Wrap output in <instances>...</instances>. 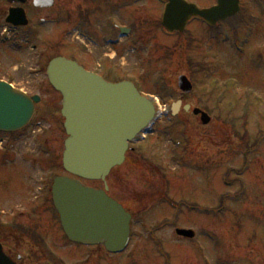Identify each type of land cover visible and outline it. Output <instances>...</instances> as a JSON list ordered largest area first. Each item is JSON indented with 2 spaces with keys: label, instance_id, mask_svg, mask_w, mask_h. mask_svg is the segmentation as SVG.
I'll use <instances>...</instances> for the list:
<instances>
[{
  "label": "rangeland",
  "instance_id": "1",
  "mask_svg": "<svg viewBox=\"0 0 264 264\" xmlns=\"http://www.w3.org/2000/svg\"><path fill=\"white\" fill-rule=\"evenodd\" d=\"M242 2L246 13L257 12L255 21L259 26L253 32L244 30V25L233 31L225 28L230 36L225 43L215 44L207 37L201 46L167 45L155 49L144 64L127 65L128 76L166 106L177 98L178 77L188 75L194 84L188 100L208 106L213 117L207 126L186 113L179 114L175 122L164 118L157 127L169 129L170 133L152 136L157 149L154 153L167 160L170 170L171 182L165 174L160 182L170 184L176 200L185 196L186 187L192 189L193 195L186 196L189 201L172 212L175 216L180 214L176 227L193 228L196 238H179L174 227L167 226L157 234L164 248L159 253L156 242L153 244L144 233L145 216L141 215L136 219L138 230L129 249L123 254L107 255L98 248L102 251L92 259L96 264H264V0ZM238 40L244 47L241 53L234 45ZM17 84L33 94L38 91L36 82ZM41 96L44 104L38 106L28 128L0 134V205L17 202L12 190L23 188L26 166H47L51 174H67L62 165L67 134L61 96L49 85ZM219 101L226 104L224 109H218ZM1 137L5 139L3 144ZM174 139L182 140L180 147L172 142ZM2 149L9 152L7 160ZM48 149L50 154H43ZM172 151L177 158L183 155L192 164L188 162L184 167L187 162H182L184 157L170 162ZM143 152L150 153L151 149ZM206 161L204 172L202 166ZM125 169L122 167L120 172ZM143 175L141 179L139 172L131 171L116 183L114 195L120 197L122 189L140 190V184L145 183ZM96 184L103 186L100 182ZM200 208L208 212L202 214ZM162 214L157 203L144 213L151 221ZM84 253L65 250V263L79 262Z\"/></svg>",
  "mask_w": 264,
  "mask_h": 264
},
{
  "label": "flooded vegetation",
  "instance_id": "2",
  "mask_svg": "<svg viewBox=\"0 0 264 264\" xmlns=\"http://www.w3.org/2000/svg\"><path fill=\"white\" fill-rule=\"evenodd\" d=\"M181 4L205 10L215 7L218 0H184ZM168 5H172L170 0H0V78L13 83L36 82V93L42 94L49 85V62L65 56L67 48L70 57L87 70L108 81L127 80L129 62L144 64L155 49L167 45L201 46L209 32L236 27L240 18H248L240 12L225 20L212 18L214 23H209L179 6L183 10L171 21L174 30L182 31H171L163 24ZM13 9L23 10L20 20L15 17L8 21ZM218 37L209 35L214 42ZM180 97L185 104V95L180 93ZM156 166L157 162L145 161L130 146L122 166L126 169L120 172L122 167L117 168L109 177L110 191H115L116 183L131 171L139 172L141 179L145 174L140 190L122 189L120 197L112 193L132 214L133 227V218L148 211L152 203L162 201L165 208L174 204L167 184L162 190L157 182L163 170ZM25 172L23 188L12 190L17 202L0 205V264H66L65 250L73 254L85 251L81 256L87 255L88 261L82 262L80 257L75 264H96L92 259L96 258L97 246H65L70 242L53 204L48 167H27ZM151 179L153 182H147ZM11 182L15 183L13 179ZM145 185L151 187L146 190ZM166 218L170 216L162 217L161 222L170 223Z\"/></svg>",
  "mask_w": 264,
  "mask_h": 264
},
{
  "label": "water",
  "instance_id": "3",
  "mask_svg": "<svg viewBox=\"0 0 264 264\" xmlns=\"http://www.w3.org/2000/svg\"><path fill=\"white\" fill-rule=\"evenodd\" d=\"M219 2L224 5L222 17L239 9V0ZM48 75L63 95L62 113L69 134L64 152L65 168L83 178L105 181L111 168L123 163L128 140L154 118V105L142 97L132 83H107L65 58L53 60ZM179 87L184 92L193 88L185 75L180 76ZM33 100L39 101V98H31L0 81V130L23 128L34 113ZM194 112L201 114L204 124L210 121L209 115L200 109ZM54 200L72 240L105 242L110 251H118L126 245L131 217L104 190L84 187L79 180L60 177L54 184ZM177 233L194 236L191 230L178 229Z\"/></svg>",
  "mask_w": 264,
  "mask_h": 264
}]
</instances>
